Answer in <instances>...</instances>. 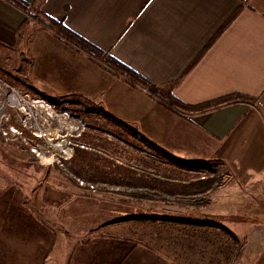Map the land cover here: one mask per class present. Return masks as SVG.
<instances>
[{
  "label": "crops",
  "instance_id": "1",
  "mask_svg": "<svg viewBox=\"0 0 264 264\" xmlns=\"http://www.w3.org/2000/svg\"><path fill=\"white\" fill-rule=\"evenodd\" d=\"M20 1L29 5L28 12L33 7L61 23L189 108L168 109L132 87L139 83L130 84L120 75L124 82L109 76L92 84L99 96H91L89 87L81 90L84 98L101 100L107 112L136 126V133L159 145L173 163L217 161L232 179L220 197H245V202L264 197V0ZM25 18L22 10L0 0V42L12 45ZM251 213L257 214L245 208V217ZM40 218L33 221L31 243L26 242V227L9 231L1 226V264H177L168 253L95 232L115 229L111 221L93 224L83 219L84 224L74 227L70 215L68 227L58 228ZM247 228L251 235L243 246L247 257L241 258L242 264H264V237L253 236L264 225ZM58 235L61 243L55 242Z\"/></svg>",
  "mask_w": 264,
  "mask_h": 264
},
{
  "label": "rangeland",
  "instance_id": "2",
  "mask_svg": "<svg viewBox=\"0 0 264 264\" xmlns=\"http://www.w3.org/2000/svg\"><path fill=\"white\" fill-rule=\"evenodd\" d=\"M23 12L26 18L17 40L9 46L0 42L1 86L5 84L7 93L13 90L22 106H12L0 96V228L26 227V242L31 243L33 221L41 217L44 225L65 228L72 215L74 227L84 224L83 219L116 223L115 229L95 232L127 237L133 247L142 243L168 253L173 263L242 264L241 258L247 257L243 246L251 235L247 226L264 225V197H253L252 202L220 197L232 179L217 161L173 163L159 145L147 148L136 137V126L122 123L101 100H88L82 94L89 87L91 96H99L91 85L105 77L124 80L84 56L72 42L60 40L35 8ZM132 87L147 94L139 84ZM30 99L49 103L57 117L50 114L51 120L44 122V112L38 109L34 114L40 116L26 117L31 114ZM60 122L65 124L59 127V136L48 137L46 129ZM10 126L18 135L10 132ZM34 132L43 137L33 136ZM38 153L52 156L53 161L60 154L70 158L61 159L60 166H48ZM86 185H93L95 192ZM68 198L73 201L67 202ZM248 206L257 213L251 218L245 217ZM145 215L154 220H139ZM182 219L211 222L216 228L188 230L181 226ZM260 231L253 236L263 238L264 229ZM61 237L55 242L61 243Z\"/></svg>",
  "mask_w": 264,
  "mask_h": 264
},
{
  "label": "trees",
  "instance_id": "3",
  "mask_svg": "<svg viewBox=\"0 0 264 264\" xmlns=\"http://www.w3.org/2000/svg\"><path fill=\"white\" fill-rule=\"evenodd\" d=\"M9 3L13 4L17 8L25 11L29 8V5L25 4L24 2L20 0H7ZM48 26L55 32L56 36L64 40L65 42L69 43L72 42L75 44V46L79 47L82 51L86 52L91 58L95 60L101 61L104 65H106L111 71H114L116 74L123 76L130 84L133 83H139L143 85L149 95L155 97L156 99L161 102L163 106H165L168 109L175 110V108H182L187 109L189 107L183 105L182 103L178 102L176 99H174L172 96H170L168 93H162L160 92L156 87L152 86L151 84L147 83L140 77H137L134 73L129 71L127 68H125L123 65H120L116 61H114L112 58H110L106 52H103L92 45L88 44L87 42L83 41L81 38L77 37L73 33H71L68 29H66L61 23H56L54 20L48 19ZM224 99H220L219 101H222ZM218 102V101H217ZM191 108V107H190ZM134 218V217H133ZM141 221L144 220H154L153 217L145 215L144 217H139ZM159 220H166V218H160ZM179 222L182 223V227L188 230L192 228H195L196 230L201 229H214L216 226L211 222H205V221H194V220H180ZM197 237V236H196ZM198 241L201 239V237H197Z\"/></svg>",
  "mask_w": 264,
  "mask_h": 264
},
{
  "label": "built area",
  "instance_id": "4",
  "mask_svg": "<svg viewBox=\"0 0 264 264\" xmlns=\"http://www.w3.org/2000/svg\"><path fill=\"white\" fill-rule=\"evenodd\" d=\"M1 84H3V82L2 81H0V96L1 97H5L6 98V100L8 101V102H10L9 101V99H11L12 98V101L13 102H15V105L16 106H19V107H21L22 108V106H21V101L19 100V96L17 97L16 95V93L13 91V90H11L12 91V93H7L6 92V90H5V84L3 85V86H1ZM7 86V85H6ZM8 87V86H7ZM9 88V87H8ZM30 101V104L31 105H29V109H30V111H31V114L29 115L28 114V116H26V115H24V116H26V117H29L30 118V116H32V115H35V116H40V113H39V115H37V114H34V109H36V108H38V110H40V112H41V110H43V112H44V118H43V120H44V122H45V120H47L49 117H47V115H50V114H53V115H55V111H54V109H52V107L50 106V104L49 103H47V102H45L44 100H41V99H30L29 100ZM9 104H12V103H9ZM14 104L12 105V106H15ZM43 112H41V113H43ZM64 112V116H67L68 117V112H67V110H64L63 111ZM49 113V114H48ZM22 114H24V113H22ZM26 117H25V119H26ZM55 117H57L56 115H55ZM69 119H70V117H68ZM65 121H66V119H64ZM24 126H26L25 124H24ZM68 127V126H67ZM10 132H13V134H17L18 135V131L13 127V126H10ZM60 131V130H59ZM33 136H35V137H38V138H41V137H39V136H36L37 135V132H34L33 134H32ZM70 135V134H69ZM136 137L138 138V139H140V141H142L143 143H145V145H147V148L149 147V148H154L153 147V144H151L150 142H147L146 140H144L143 138H141V136L140 135H138V134H136ZM155 146V145H154ZM35 153H36V151H35ZM147 154V153H146ZM50 155H54V154H50ZM64 154H60V158H55V156H54V161H53V163L52 164H50L51 166L53 165V164H56V165H59L60 166V162H61V159H63V160H67V159H69L70 157H64L63 156ZM39 156V159H40V154L38 153V155H37V157ZM49 166V165H48ZM137 169V168H136ZM80 185H82V186H84V183L83 182H80ZM87 187H88V191H92V192H95V190H94V186L93 185H86Z\"/></svg>",
  "mask_w": 264,
  "mask_h": 264
},
{
  "label": "bare ground",
  "instance_id": "5",
  "mask_svg": "<svg viewBox=\"0 0 264 264\" xmlns=\"http://www.w3.org/2000/svg\"><path fill=\"white\" fill-rule=\"evenodd\" d=\"M9 101L10 102H8V103H12V104H14L15 105V102H13L12 101V98L11 99H9ZM36 109H38V108H36ZM36 109H34V110H36ZM23 110V109H22ZM20 111V112H22V113H24V115H26L25 114V111ZM29 111H30V109H28ZM49 114V113H48ZM28 116V115H27ZM47 117H49V118H52L50 115H47ZM53 117H55V116H53ZM48 120H51V119H48ZM48 120H46V121H48ZM30 121V120H29ZM64 122H60V124L58 125V127H56V128H52V126H49L48 127V129H46V135L49 137V136H53V137H58L59 136V127H62L64 124H63ZM43 127V126H42ZM47 127V126H46ZM39 130H41V129H39ZM36 136H39V137H43V135H41V134H38V135H36ZM60 145L61 144H58V145H56L55 144V147L56 148H58V147H60ZM63 147V146H62ZM65 155V154H64ZM40 159H41V162L43 163V165H50V163L53 161V157L52 156H49V155H45V154H42V155H40Z\"/></svg>",
  "mask_w": 264,
  "mask_h": 264
}]
</instances>
